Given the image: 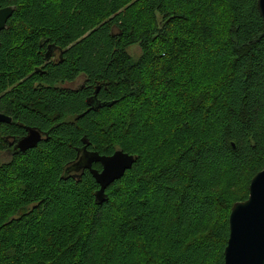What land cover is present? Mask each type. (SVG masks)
Segmentation results:
<instances>
[{"label":"trees","instance_id":"1","mask_svg":"<svg viewBox=\"0 0 264 264\" xmlns=\"http://www.w3.org/2000/svg\"><path fill=\"white\" fill-rule=\"evenodd\" d=\"M256 1L0 0L13 8L0 31V113L12 119L0 154L26 127L44 136L0 160V264H132L136 252L135 264H195L197 251L198 264H223L231 206L264 162ZM81 74L83 87L65 86ZM93 96L113 104L90 108ZM168 111L179 114L165 129ZM116 145L135 162L96 204L91 174L65 170L83 147ZM222 177H247L246 192L219 196Z\"/></svg>","mask_w":264,"mask_h":264},{"label":"water","instance_id":"2","mask_svg":"<svg viewBox=\"0 0 264 264\" xmlns=\"http://www.w3.org/2000/svg\"><path fill=\"white\" fill-rule=\"evenodd\" d=\"M257 10L264 19V0L256 1ZM13 8L11 6L0 8V31L4 29L7 20L11 17ZM50 53V51H49ZM49 53L45 54L48 59ZM96 89L95 93H97ZM113 102L99 104L95 96L90 98V108L97 109L102 106H111ZM11 117L0 113V124L11 123ZM26 134L18 137L14 145L15 152H25L38 145L44 139L42 133L33 127H26ZM232 147L234 143L231 142ZM78 159L75 163L66 168L65 173L74 172V177H80L78 172L89 171L98 189L95 191L94 198L96 204H101L107 199L106 189L115 180L120 179L124 173L131 168L135 162V156L125 153L122 150H116L111 155H100L95 151H88L85 147L78 150ZM114 156L122 157L127 163L119 174L101 171L92 167L93 163L101 164L104 160H110ZM103 177V182L101 181ZM264 183V162L263 167L255 175L252 176L248 186V196L243 201L234 202L231 206L228 217V238L223 250V264H264V197L258 194L254 195L253 190L259 189ZM245 207L246 212V240L242 246H238L233 240L232 225L233 212L236 208Z\"/></svg>","mask_w":264,"mask_h":264},{"label":"rangeland","instance_id":"3","mask_svg":"<svg viewBox=\"0 0 264 264\" xmlns=\"http://www.w3.org/2000/svg\"><path fill=\"white\" fill-rule=\"evenodd\" d=\"M179 26L182 28V23L181 24H179ZM185 28H187V26L185 25L184 27H183V29H185ZM128 53H130L131 54V56L133 57V58H137L138 56H139V54H140V49H139V47L137 46V45H134V46H131L130 48H128ZM183 59V58H182ZM181 59V60H182ZM178 68V67H177ZM153 75H155L154 73H151V74H148V78H150V76H153ZM156 75H158L157 73H156ZM81 78H78V79H75L73 82H71V83H66L65 84V86H67V87H70V88H76L79 84H80V82H81ZM157 86V85H156ZM171 92H174V95L176 94V90L175 89H171L170 91H169V94H171ZM168 94V95H169ZM174 97V96H173ZM166 106V108H168V109H170L171 111H173L174 109H181L183 106L182 105H180L179 107H172V108H170V106H172V105H165ZM178 114H179V112H177V114H175V115H171L170 114V111H168V114L167 113H165L164 115L165 116H163L164 118L163 119H161L160 121L162 122L163 120H164V128L165 129H168L169 128V126L166 124V121L169 123V121L171 122V119L173 118H176L177 116H178ZM154 115V114H153ZM154 117H155V119H156V115H154ZM153 118V117H152ZM154 119V120H155ZM166 119V120H165ZM181 119V118H180ZM174 122H176V120L174 121ZM172 123V122H171ZM172 125V124H171ZM163 134H167V132L166 131H164V132H162ZM132 140H135V139H132ZM135 143V146L136 147H138L139 149H141V141H135L134 142ZM115 148H117V150H119L120 149V146L119 145H116L115 146ZM145 148V147H144ZM9 159V156H7L6 154H4V152L2 151L1 152V154H0V160H2V161H6V160H8ZM53 169L54 168H52V167H50V168H45V171L46 172H49L50 173V171H53ZM250 169H251V167L249 168V167H247V169H246V172L248 173L249 171H250ZM246 173V174H247ZM247 176V175H246ZM247 177H244L243 179H242V177H240V178H238V180L236 181V184H234V183H230L226 178H224V177H222V179H221V183L218 185V186H216V190H215V193H217L219 196H220V194L221 193H223L224 192V197L226 196L227 198H228V200H230V198H231V196H233V195H236L237 197H240V196H242L245 192H246V190H247V183H248V179H246ZM247 182V183H246ZM13 199V196H10V195H8L7 196V198H5V199H3V201H7V200H12ZM174 212V211H173ZM173 212H171V215H174V216H176V213H177V211H175L174 213ZM172 217V220H173V216H171ZM220 217L221 216H219L218 218H217V221H219L220 220ZM202 240H204V239H201V241ZM200 241V242H201ZM135 255H137V252L135 253ZM135 255L132 257V259H133V261H132V264H135L134 262H135V260H137L138 258L136 257L135 258ZM201 251H197L196 253H195V264H198L199 263V261L201 260ZM140 258V257H139ZM111 260H112V262L110 263V264H120L119 263V261H118V259H116V257H113V258H111ZM146 264H148V263H146ZM187 264H190V262H187Z\"/></svg>","mask_w":264,"mask_h":264},{"label":"snow or ice","instance_id":"4","mask_svg":"<svg viewBox=\"0 0 264 264\" xmlns=\"http://www.w3.org/2000/svg\"><path fill=\"white\" fill-rule=\"evenodd\" d=\"M126 161L119 156H114L110 160H104L101 162V171H109L119 174L120 171L126 166ZM103 182V177L100 178ZM258 194L264 197V183H262L259 189L253 190V194ZM246 212L245 207L236 208L233 212V225L232 234L233 240L238 246H242L246 240Z\"/></svg>","mask_w":264,"mask_h":264},{"label":"flooded vegetation","instance_id":"5","mask_svg":"<svg viewBox=\"0 0 264 264\" xmlns=\"http://www.w3.org/2000/svg\"><path fill=\"white\" fill-rule=\"evenodd\" d=\"M46 62H51V63H54V64L60 63L61 62V55L59 54V50H56L55 48L52 47L50 49L49 57H48V59H46ZM78 78H81L82 80H81L80 84L74 89H78V88L83 87V85L85 83V78H84V76L82 74L79 75L76 79H78ZM87 102L89 104L90 103V99ZM25 134H26V130H25ZM4 141L6 142V145H5L4 151H3L4 154H6L9 157L17 154L15 152V148H14V145L16 144L17 140L16 139L14 140V139L6 138V139H4ZM99 165H101V164H99ZM98 170H101V168L98 169ZM85 171H87V170H85ZM87 172L89 173V171H87Z\"/></svg>","mask_w":264,"mask_h":264},{"label":"bare ground","instance_id":"6","mask_svg":"<svg viewBox=\"0 0 264 264\" xmlns=\"http://www.w3.org/2000/svg\"><path fill=\"white\" fill-rule=\"evenodd\" d=\"M101 108V107H100Z\"/></svg>","mask_w":264,"mask_h":264}]
</instances>
